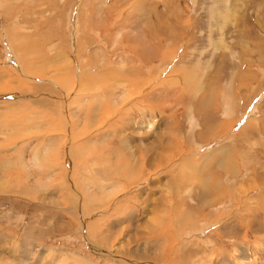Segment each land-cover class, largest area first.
I'll use <instances>...</instances> for the list:
<instances>
[{"label": "rangeland", "instance_id": "obj_1", "mask_svg": "<svg viewBox=\"0 0 264 264\" xmlns=\"http://www.w3.org/2000/svg\"><path fill=\"white\" fill-rule=\"evenodd\" d=\"M2 95V251L264 264V0H0Z\"/></svg>", "mask_w": 264, "mask_h": 264}, {"label": "bare ground", "instance_id": "obj_2", "mask_svg": "<svg viewBox=\"0 0 264 264\" xmlns=\"http://www.w3.org/2000/svg\"><path fill=\"white\" fill-rule=\"evenodd\" d=\"M152 34V39H151V45H148L147 43V45L150 47L149 49H147L146 50V48H147V46L145 45V48L139 53V54H141L144 58H145V60H147L148 58H150V53H152V50H151V48L153 49H155V46L156 45H153V43L155 42V40H158L159 39V34H157V33H155V32H152L151 33ZM147 39V38H146ZM134 52H135V50H134ZM137 54V53H136ZM147 55V56H145V55ZM153 56V55H152ZM40 81V80H39ZM122 81V80H121ZM83 82V81H82ZM127 82V81H126ZM42 83V82H41ZM43 84V83H42ZM68 84V83H67ZM80 85V84H79ZM87 88V87H86ZM127 88V87H126ZM65 89V88H64ZM79 89V88H78ZM66 90H67V88H66ZM68 90H70L69 88H68ZM67 90V91H68ZM77 90V89H76ZM45 91V90H44ZM79 91H81V92H84V91H86V90H79ZM69 92V91H68ZM61 93V92H60ZM66 93V92H65ZM112 93V92H111ZM138 93V92H137ZM137 93H135V95H138ZM108 94H110V92H108V91H106V93L105 94H102V96H103V98L107 101V99L109 98V100H110V96L108 95ZM115 94V93H114ZM117 94V93H116ZM4 96H6V95H2V96H0V101H1V99H3V98H5ZM63 96V95H62ZM11 98H12V95L10 96ZM115 97V96H114ZM129 97H131V96H129ZM129 97H127V98H125V99H122V98H119V97H115V98H113V96H112V98H113V100H110V101H112L113 103H114V105H115V109L117 110V108H116V106H122V105H126V103H127V99L129 98ZM15 98H17V100L18 101H20V98L19 97H17V96H15L13 99H15ZM22 98V97H21ZM61 98V97H60ZM6 101V100H5ZM5 101H3V102H5ZM17 101V102H18ZM27 101V100H26ZM106 101H104L103 99H101L100 100V102H102L101 104H99V106H103V109L105 110V103H106ZM2 102V101H1ZM3 102H2V104H3ZM54 102V101H53ZM19 103V102H18ZM4 104H6V103H4ZM40 103H38V105H39ZM19 105H21V104H19ZM52 105H53V103H52ZM22 106V105H21ZM29 107V105L26 107V109ZM23 107H21V109H22ZM30 109V108H29ZM28 109V110H29ZM57 109V108H56ZM11 110H12V108H11ZM22 110H24V109H22ZM42 110V109H41ZM19 111V110H18ZM17 111V112H18ZM25 111V110H24ZM24 111H22V112H19V113H21V114H23V116H29L30 118L28 119V117H26L25 118V120H26V122L28 123V125H25L26 126V128H31V129H33V128H35V129H37V125H38V123H36L34 126H31V120H33V119H35L37 116L35 115V114H32L34 111L33 110H29V112H25L24 113ZM59 110H57V111H55V113L57 114L56 116V119H58L59 120V123H58V126L56 125V122H58V120L55 122V125L57 126H55V125H53L54 127H55V130H56V128H58V127H60V129H62L63 131H64V133H63V135L65 134V131H66V127H67V125L69 124V122L67 123V122H65V121H63V120H60V114H59V112H58ZM103 111V110H102ZM128 111L129 110H127V113H128ZM9 112H10V110H9ZM0 113H3V112H0ZM16 114V113H15ZM52 114V113H51ZM51 114H49L50 115V117H51ZM112 114H114V113H112ZM111 114V115H112ZM54 115V114H53ZM22 116V117H23ZM102 116V115H101ZM114 116V115H113ZM22 117L20 118V119H22ZM61 117H63V116H61ZM64 118V117H63ZM108 118V116L104 119V120H106ZM52 119V118H51ZM121 119V118H120ZM18 120V119H17ZM48 120V119H47ZM22 122H24V121H22ZM153 120L152 119H146L145 118V120L143 121L142 120V122H141V124L143 125V131H149V130H151V128L153 127ZM50 125H52V122L50 123ZM155 125V124H154ZM25 126H24V128H25ZM53 127V128H54ZM18 132V131H17ZM48 132L49 133H51V129H48ZM48 132H46L47 134L46 135H48ZM54 132V131H53ZM20 134V133H19ZM67 135V134H66ZM65 135V136H66ZM45 136V135H44ZM54 136V135H53ZM69 136H70V133H69ZM55 137V136H54ZM57 137V136H56ZM54 139V138H53ZM59 139V138H58ZM55 140V139H54ZM180 140V139H179ZM57 141V140H56ZM71 141V140H70ZM182 141V140H181ZM55 142V141H54ZM27 143V142H26ZM130 145V144H129ZM126 146H128L127 144H126ZM18 148H19V146H18ZM21 148H23L22 147V144H21ZM51 148V147H50ZM49 148V149H50ZM6 150H8V149H6ZM130 150V149H129ZM53 151V150H52ZM11 152V151H10ZM23 156V155H22ZM63 156V155H62ZM78 155L75 153V152H73L72 153V157L74 158V157H77ZM188 156V155H187ZM171 158H173V157H171ZM195 158V157H194ZM0 159H2V158H0ZM19 159V158H18ZM21 159V158H20ZM36 159V158H35ZM188 159V158H187ZM3 161H5V167H8L9 166V164H10V162H8L7 160L8 159H6L5 160V158L4 159H2ZM1 161V160H0ZM35 161H39V160H35ZM34 162V161H33ZM131 162V161H130ZM130 162H124V164H125V166H126V168L125 169H127L128 171H129V173H131L133 170H134V168L130 165ZM18 163V162H17ZM16 163V164H17ZM38 164H39V162H37ZM36 162H35V164L38 166V164H37ZM193 162H191V164H192ZM1 165V164H0ZM123 165V164H122ZM187 165H189V161L187 162V161H185V163H183V166L186 168V166ZM181 166H182V164H181ZM181 167V169H184V167ZM20 167V166H19ZM26 167V166H25ZM188 167L189 166H187V169H188ZM27 168V167H26ZM26 168L24 169V167L21 169V170H26ZM187 169H185V170H187ZM190 169V168H189ZM118 170H119V168H118ZM72 172V171H71ZM25 173V172H24ZM23 173V174H24ZM188 173H190V171L188 172ZM188 173H186V174H188ZM194 174V173H193ZM25 175V174H24ZM23 175V176H24ZM65 175V174H64ZM179 175V174H178ZM23 176H22V179H23ZM26 176V175H25ZM30 176V175H29ZM187 176H189V177H191L190 175H187ZM193 177V176H192ZM194 177H196V176H194ZM112 177H110V179H111ZM141 178V177H140ZM140 178H138V179H140ZM198 178V177H197ZM21 179V180H22ZM29 178H27L26 179V181L28 180ZM73 179V178H72ZM103 181H101V182H103V183H105V185H95L94 186V189L97 191V192H100V193H105V192H107V191H109V189H111V188H113V187H115L116 186V182L115 181H113V180H110V179H108L107 177H102L101 178ZM113 179V178H112ZM194 179V178H193ZM196 179V178H195ZM200 179V178H199ZM24 180V179H23ZM190 180V179H189ZM25 181V180H24ZM31 181V180H30ZM43 181V180H42ZM65 181V180H64ZM137 181H139V180H137L136 179V181L135 182H137ZM23 182V181H22ZM29 182V180L26 182V183H28ZM13 183V182H12ZM30 183V182H29ZM38 184H40V183H38ZM63 184V183H62ZM68 185V184H67ZM69 185H74L73 184V182L71 181V183L69 184ZM60 186V185H59ZM65 186V185H64ZM88 188L86 189V190H91V187L90 186H87ZM37 188V187H36ZM80 188L82 189V187L80 186ZM0 190H2V191H4L3 193H7V191L8 192H10L9 191V189L6 187V184H3V183H1L0 182ZM72 193H75V192H72ZM79 193V196H80V198L82 199V196L83 195H86L85 193L83 194L81 191L80 192H78ZM68 195V194H67ZM75 195V194H74ZM79 199V198H78ZM84 199H85V197H84ZM89 199H90V197H89ZM83 212V211H82ZM169 218V217H168ZM83 224V223H82ZM82 227V226H81ZM88 229H89V226H88ZM87 232V231H86ZM3 238L2 237H0V240H2ZM86 240V239H85ZM4 241H6V240H4ZM17 242V241H16ZM86 242V241H85ZM90 242V241H89ZM5 243V242H4ZM3 243V244H4ZM17 244V243H16ZM16 244L15 245H13V246H11V244H10V248H8V249H6L5 251L3 250L2 251V248L0 249V264H12L14 261L13 260H11L10 258H15L16 260H17V262H18V264H97V261H96V259H97V256H98V253H103V251L102 250H100V249H96V251H97V253L95 252V254L97 255L95 258H88V257H84V256H82V255H79V254H75V253H73V252H68V251H66V250H49V249H46V248H39L38 250H37V252L35 253V254H32L31 253V256L30 257H27V253H21V254H19L18 253V247L20 246V247H22V249L23 250H25L27 247H28V243L27 244H23V245H19V246H16ZM89 244V243H88ZM87 244V245H88ZM27 245V246H26ZM31 245V244H30ZM33 245V244H32ZM89 245H91V244H89ZM5 246V245H4ZM9 247V246H8ZM31 247H33V246H31ZM97 247V246H96ZM28 249V248H27ZM41 250H43L42 251V254H40V255H38L39 253H40V251ZM95 250V249H94ZM19 254V255H18ZM8 256V257H7ZM19 256L21 257V258H19ZM27 257V258H26ZM14 259V260H15ZM102 260V261H101ZM101 260H99V264H113V262H111V261H109V260H106L105 258H103V256H102V258H101ZM101 261V262H100ZM108 262H110V263H108ZM13 264H17V263H13Z\"/></svg>", "mask_w": 264, "mask_h": 264}, {"label": "crops", "instance_id": "obj_3", "mask_svg": "<svg viewBox=\"0 0 264 264\" xmlns=\"http://www.w3.org/2000/svg\"><path fill=\"white\" fill-rule=\"evenodd\" d=\"M12 96H14V95H12ZM256 119H258V118H256ZM258 148V147H257ZM263 154V153H262ZM259 155L258 154H255V152H254V157L255 158H257ZM264 156V154L262 155V157Z\"/></svg>", "mask_w": 264, "mask_h": 264}]
</instances>
